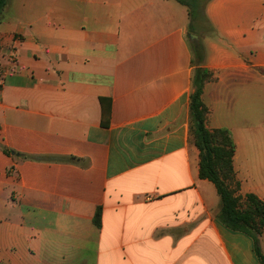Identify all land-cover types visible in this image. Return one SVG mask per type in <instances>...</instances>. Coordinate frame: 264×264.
I'll use <instances>...</instances> for the list:
<instances>
[{
	"label": "crops",
	"instance_id": "0c3cea01",
	"mask_svg": "<svg viewBox=\"0 0 264 264\" xmlns=\"http://www.w3.org/2000/svg\"><path fill=\"white\" fill-rule=\"evenodd\" d=\"M196 14L203 34L176 0H8L0 264H261L199 178L189 35L212 74L207 128L230 131L240 194L264 203V0Z\"/></svg>",
	"mask_w": 264,
	"mask_h": 264
},
{
	"label": "trees",
	"instance_id": "16d2710c",
	"mask_svg": "<svg viewBox=\"0 0 264 264\" xmlns=\"http://www.w3.org/2000/svg\"><path fill=\"white\" fill-rule=\"evenodd\" d=\"M195 15L188 0H176ZM191 2V1H190ZM8 0H0V11ZM196 16V15H195ZM193 65V92L190 95V142L199 151V178L212 183L220 198L218 219L228 229L244 233L254 240L255 252L261 264L264 257L260 248V239L264 233V203L254 194H240L241 183L238 180L233 162L236 146L230 131L226 129L209 130L207 121L209 110L202 101L204 87L212 80V74L203 67L204 48L198 41L191 43ZM110 115L109 108L104 109L105 118ZM8 155L12 151L4 150ZM74 159H70L73 161ZM102 210L98 208L95 225L101 227Z\"/></svg>",
	"mask_w": 264,
	"mask_h": 264
},
{
	"label": "rangeland",
	"instance_id": "374dc122",
	"mask_svg": "<svg viewBox=\"0 0 264 264\" xmlns=\"http://www.w3.org/2000/svg\"><path fill=\"white\" fill-rule=\"evenodd\" d=\"M188 2L190 3V5L192 7V11L194 12L195 15H197L196 12L198 11V9L201 10L205 4V0H191V2L190 1H188ZM195 19H197V20L199 19L200 24L198 27L199 28L198 31L200 32V34L205 33L207 31V28H206L205 24L202 22V18H198L197 16H195ZM194 71H195V69H194ZM189 107H190V105H189ZM190 122H191V111L189 109V123ZM263 257H264V254H263Z\"/></svg>",
	"mask_w": 264,
	"mask_h": 264
},
{
	"label": "water",
	"instance_id": "95a60500",
	"mask_svg": "<svg viewBox=\"0 0 264 264\" xmlns=\"http://www.w3.org/2000/svg\"><path fill=\"white\" fill-rule=\"evenodd\" d=\"M190 43H193L194 41H198V37L196 35H189Z\"/></svg>",
	"mask_w": 264,
	"mask_h": 264
}]
</instances>
